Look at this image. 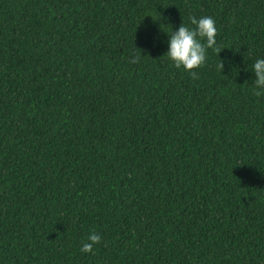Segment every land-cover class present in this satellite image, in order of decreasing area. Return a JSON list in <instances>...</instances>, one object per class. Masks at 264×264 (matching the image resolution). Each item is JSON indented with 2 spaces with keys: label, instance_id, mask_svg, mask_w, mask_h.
<instances>
[{
  "label": "trees",
  "instance_id": "obj_1",
  "mask_svg": "<svg viewBox=\"0 0 264 264\" xmlns=\"http://www.w3.org/2000/svg\"><path fill=\"white\" fill-rule=\"evenodd\" d=\"M258 59L264 0H0V264H264Z\"/></svg>",
  "mask_w": 264,
  "mask_h": 264
},
{
  "label": "clouds",
  "instance_id": "obj_2",
  "mask_svg": "<svg viewBox=\"0 0 264 264\" xmlns=\"http://www.w3.org/2000/svg\"><path fill=\"white\" fill-rule=\"evenodd\" d=\"M152 15V14H148ZM147 16V15H146ZM153 20L158 19L152 15ZM191 24L195 28H189L182 22L179 29L169 33L170 46L164 55L171 61L175 67H183L189 72L192 78H198L194 69L200 68L206 63L207 50L212 49L218 55L224 49L217 46V28L214 18L211 16L189 17ZM140 57L134 56L129 62L138 63ZM219 70L223 71V62L218 65ZM252 70L255 74L254 85L256 89L254 94L257 97L264 96V59H258ZM102 237L95 231L90 232L85 242H83L80 251L82 253H91L95 245L101 242Z\"/></svg>",
  "mask_w": 264,
  "mask_h": 264
}]
</instances>
